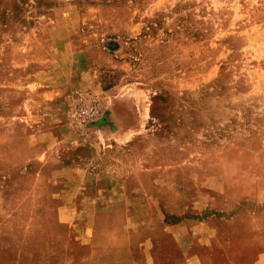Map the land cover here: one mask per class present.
Returning <instances> with one entry per match:
<instances>
[{
    "label": "rangeland",
    "instance_id": "rangeland-1",
    "mask_svg": "<svg viewBox=\"0 0 264 264\" xmlns=\"http://www.w3.org/2000/svg\"><path fill=\"white\" fill-rule=\"evenodd\" d=\"M86 94L89 122L71 116ZM53 108L61 161L110 171L134 213L155 207L136 238L210 220L203 264H264V0H0V264H124L115 228L95 249L59 221L40 142ZM113 109L129 130L103 144L90 122Z\"/></svg>",
    "mask_w": 264,
    "mask_h": 264
},
{
    "label": "crops",
    "instance_id": "crops-1",
    "mask_svg": "<svg viewBox=\"0 0 264 264\" xmlns=\"http://www.w3.org/2000/svg\"><path fill=\"white\" fill-rule=\"evenodd\" d=\"M47 74L50 73L47 72ZM49 92L47 89V106L59 99L56 93ZM53 109L47 110V140H40V142L45 149L47 148L44 151L45 154H42L43 163H59V165H55L45 175L48 179L63 182L56 212L61 223L76 227V241L95 249L101 248L105 243L99 236L110 232V228H115V233L119 235L118 249L120 253L123 252L124 264H160L163 259H171L173 264L179 263L181 259L183 264H203L202 255L196 250V245L205 244L211 238L210 220L184 218L164 222L163 219H157L155 220L157 229L153 235L136 238L137 235H133L136 230L152 227V222L148 219L150 215L148 210L155 207L145 205L140 209L146 210L145 212L134 213L138 212V209L132 208L124 188L115 184V177L110 171L88 169L80 164L79 160L61 161L62 153L59 149L65 146L66 130L56 112L58 108ZM121 111L113 109L111 115L114 117V124L112 126L105 124L106 127L95 130L97 135L100 134V142L103 144L126 139L129 126L115 120L116 115L122 113ZM67 132H69L68 129ZM35 137L39 139L38 136ZM152 213L155 211L152 210ZM114 215L115 217L121 215V219H118L116 223L105 219L112 218ZM100 218L104 219L101 221ZM132 225V228H136L135 230L132 228L129 230ZM164 233H169L177 254L167 249H159L160 238ZM135 247H137L136 250ZM134 251L139 255L133 253ZM254 264L260 263L257 261Z\"/></svg>",
    "mask_w": 264,
    "mask_h": 264
},
{
    "label": "built area",
    "instance_id": "built-area-1",
    "mask_svg": "<svg viewBox=\"0 0 264 264\" xmlns=\"http://www.w3.org/2000/svg\"><path fill=\"white\" fill-rule=\"evenodd\" d=\"M71 116L83 122L97 119L100 116V108L96 98L89 94L78 97L72 105Z\"/></svg>",
    "mask_w": 264,
    "mask_h": 264
},
{
    "label": "water",
    "instance_id": "water-1",
    "mask_svg": "<svg viewBox=\"0 0 264 264\" xmlns=\"http://www.w3.org/2000/svg\"><path fill=\"white\" fill-rule=\"evenodd\" d=\"M107 119H108L107 116L103 115L98 120L94 121L91 124H94V125H97V126H101V124L104 123V125L106 124V125L112 126V124H108Z\"/></svg>",
    "mask_w": 264,
    "mask_h": 264
}]
</instances>
